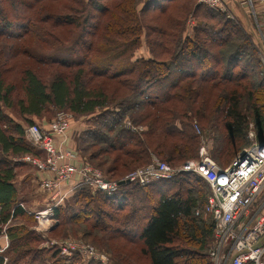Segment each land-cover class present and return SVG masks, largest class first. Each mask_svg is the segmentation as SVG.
I'll use <instances>...</instances> for the list:
<instances>
[{
  "label": "trees",
  "instance_id": "1",
  "mask_svg": "<svg viewBox=\"0 0 264 264\" xmlns=\"http://www.w3.org/2000/svg\"><path fill=\"white\" fill-rule=\"evenodd\" d=\"M43 1L0 0V232L5 227L8 237L0 264L79 259L60 258L56 249L43 252L33 231L12 223L33 219L18 205L19 161L12 159L42 154L25 138L32 117L49 116L54 108L84 118L74 149L117 181L152 155L171 166L196 158L193 120L201 129L213 127L211 158L221 167L251 144L250 131L264 141V66L233 19L193 0H68L56 24ZM190 5L196 24L185 32V16L172 9ZM145 16L172 29L148 31L145 25L150 56L133 58ZM61 26L68 37H59ZM50 38L72 44L75 58L33 53L36 44L40 53L50 49ZM127 121L145 129L132 130ZM199 185L208 186L191 172L147 184L124 182L109 195L83 184L54 208L57 224L49 232L65 223L82 227L83 237L116 264H211L214 225L195 213L209 194Z\"/></svg>",
  "mask_w": 264,
  "mask_h": 264
},
{
  "label": "built area",
  "instance_id": "2",
  "mask_svg": "<svg viewBox=\"0 0 264 264\" xmlns=\"http://www.w3.org/2000/svg\"><path fill=\"white\" fill-rule=\"evenodd\" d=\"M198 3L223 13L235 20V14L226 0H197ZM238 4L246 7L248 13L259 14L260 42L264 46V0H240ZM259 8L257 12L255 8ZM73 115L65 110H57L46 127L36 123L25 128V138L34 144L41 155L25 154L13 158L34 167L38 173V186L47 195L48 205L38 210L26 211L36 221V230L49 232L57 223L54 208L76 187L87 185L107 195L117 191L120 182L147 184L156 179H169L180 172H191L205 180L209 188L206 202L196 214L211 218L213 239L209 247L211 264H264V141L259 144L250 131L251 144L243 148L228 165L219 166L204 150L196 158L185 160L178 166L152 155L151 162L137 167L123 176L120 181L108 179L101 169L67 144V135ZM132 130H140L126 122ZM197 132L200 129L194 125ZM19 206L24 207L22 203ZM4 232V230H3ZM0 243V253L7 246ZM64 255L78 253L99 264H111L107 254L80 240H52Z\"/></svg>",
  "mask_w": 264,
  "mask_h": 264
},
{
  "label": "rangeland",
  "instance_id": "3",
  "mask_svg": "<svg viewBox=\"0 0 264 264\" xmlns=\"http://www.w3.org/2000/svg\"><path fill=\"white\" fill-rule=\"evenodd\" d=\"M193 1H194V3L197 2V0H193ZM231 1L232 0H226L228 7L232 10L233 14H235L236 19L234 20V22L237 24V26L240 28V30L247 36L248 40L252 43L261 63L264 66V46L261 44L260 36H259V26H260V21H261L260 15L259 14L252 15V14L248 13L245 15V17L243 19L240 20L239 15L235 11L237 2L235 0H233V2H231ZM42 5H44V8H45L44 11L47 12L49 15H51V17L53 16L52 18L56 24H57V15H60V14L64 15L68 11V9H67L68 0H44L42 2ZM191 5L186 10H184L183 12H181V10H179V9H176V11H174V9H172L173 13L174 12H176L177 14L183 13V16H185V18H184L185 20H184V23L182 26L183 28H185V32H186V30L189 32L191 30L192 26L194 24H196V21L193 18V16L190 13H188L190 11V9L192 8ZM183 7H185V6H183ZM255 9L257 12L259 11L258 7ZM219 13H221V12H219ZM222 15L225 16L223 13H222ZM155 16L156 15H154V17ZM148 17L149 16L144 17L145 24L142 23V27H141L142 28L141 29V42L142 43H141V46L134 52L133 58H139V57L148 58L150 56L149 48L146 44L147 29H146L145 25L148 26V31H151L150 27H152V26L161 27L163 29L166 27L168 29H172L171 27L169 28L168 26H166L167 22L161 23V20H159L157 22L158 23V25H157L156 23L150 22ZM61 28L62 29L59 28V30L61 31V33L58 34L59 37H63V38L68 37L69 36V33H68L69 29L67 28V26H61ZM53 32L57 35V27L55 30L53 29ZM48 46H50V49H44L43 48L42 49L43 52L40 53L41 50H39V48H41V47L38 46V44H36L34 46V48L32 49L33 51H36V52H33V53L41 55V56H46V57H49L51 59L52 58H55V59L58 58V59H63V60H67V61L73 60L75 58L74 54L72 53L73 45L70 43L58 44L57 41L50 38ZM19 61L24 63V62L29 61V60L27 58H21ZM56 111L57 110L52 108L51 114L49 116L45 115L39 119L32 117L33 123H37L39 125H45L54 116ZM195 122L196 121L193 120L192 128H193L194 133L198 136L197 157L200 155L202 148H204V150H206L207 154L211 157L212 156L211 155L212 149L214 146L213 127L211 126V124L204 127V128L202 127V129L200 127H198L200 129V132H197L195 127H194V125H197ZM78 123L84 124L85 119L82 117H78V118L72 117L71 127L73 125L78 124ZM22 125H24V127H25L26 125H28V123L22 122ZM138 126H140L141 131L145 129V127L142 124H140ZM140 130H138V131H140ZM27 143L32 148L33 152L37 151V148L34 144H32L30 142H27ZM232 160L230 159L229 162H231ZM18 163L19 164L16 167V176L14 178V184H15L16 189L18 191V196L21 200V202H19V203H22V205L24 206L23 208H25L26 211L38 210V209L44 208L45 206H42L44 198H43L42 192L39 189L38 181H37L36 177L34 176V168L30 164H28L24 161L19 160ZM132 170H130V171H132ZM129 172H127V173H129ZM199 186H201L203 188V190H205V191L208 190L207 192L209 193L208 186H206V185L205 186L199 185ZM263 198H264V191L261 194L260 201H262ZM197 209H200V208H197ZM12 223L22 224V225L24 224V226L26 228H29L31 231H33L35 233V235L37 236V242L35 243V246L38 249L43 250V252H46V250H49V249H51V250L56 249L58 252V256L60 258H68L71 255H64L63 253L60 252V250L58 248L52 247L50 245V242L52 240L60 241V240H65V239L80 240V241H83L85 243L92 245L98 251L107 254L109 259H110L111 264H116L115 259L112 256H110L109 253L100 250L99 247L96 245V243L92 241L91 237H83L82 232H81L82 227L74 226L73 224H70V223L69 224L65 223V224H62L60 227H58L56 229L57 231H53V232L50 231L47 233H42L41 231L36 230V221L32 218H26V219L16 218V219L12 220ZM77 227H78V229H77ZM4 228L0 232V237H3V235L5 234ZM3 230H4V232H3ZM109 240H111V239H109ZM105 241L106 240H104L103 243ZM7 242H8V237H7ZM113 242H114L115 246L118 245L117 241H113ZM106 243H108V241ZM4 244H5V239H4V242L2 243V245H4ZM114 244L112 245V247H115ZM7 246H8V243H7ZM6 247L4 248V250L6 249ZM208 252H209V250H208ZM73 254L79 255L78 263H76V264H88V262H95V261L86 259L84 256H82L81 254H78L76 252ZM7 256H8V254L6 255L4 253V261L5 262L7 260ZM42 260L43 259H41V264H50V261H46L44 259L42 262ZM95 263H97V262H95Z\"/></svg>",
  "mask_w": 264,
  "mask_h": 264
},
{
  "label": "crops",
  "instance_id": "4",
  "mask_svg": "<svg viewBox=\"0 0 264 264\" xmlns=\"http://www.w3.org/2000/svg\"><path fill=\"white\" fill-rule=\"evenodd\" d=\"M237 2L236 4V8H235V11L236 13L239 15V19H243L245 17L246 14H248V9L244 6V7H241L238 2L240 0H235ZM233 2V0L231 1ZM48 123H46L45 125H43V127H46ZM84 127V124L83 123H78L76 125H73L69 132H68V135H67V144H69L72 148H74V136L76 135L77 132H79L82 128ZM34 168V167H33ZM40 173H38V171L34 168V176L36 177L37 181H38V177H39ZM40 189V188H39ZM40 191L42 192L43 194V198H44V201H43V204L42 206H45L46 203H47V195L40 189ZM4 242V238L3 237H0V243L2 244Z\"/></svg>",
  "mask_w": 264,
  "mask_h": 264
},
{
  "label": "water",
  "instance_id": "5",
  "mask_svg": "<svg viewBox=\"0 0 264 264\" xmlns=\"http://www.w3.org/2000/svg\"><path fill=\"white\" fill-rule=\"evenodd\" d=\"M259 144H261V142H259ZM122 183H124V182H123V181H121V182H120V184H122ZM56 224H57V223H55V224H54V226H55ZM54 226H53V227H54ZM53 227H52V228H53Z\"/></svg>",
  "mask_w": 264,
  "mask_h": 264
}]
</instances>
